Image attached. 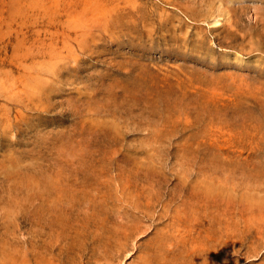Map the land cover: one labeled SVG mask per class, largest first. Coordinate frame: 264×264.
Wrapping results in <instances>:
<instances>
[{
    "label": "rangeland",
    "instance_id": "rangeland-1",
    "mask_svg": "<svg viewBox=\"0 0 264 264\" xmlns=\"http://www.w3.org/2000/svg\"><path fill=\"white\" fill-rule=\"evenodd\" d=\"M0 264H264V0H0Z\"/></svg>",
    "mask_w": 264,
    "mask_h": 264
}]
</instances>
